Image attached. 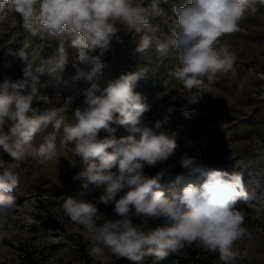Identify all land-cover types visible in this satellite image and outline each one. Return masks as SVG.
Listing matches in <instances>:
<instances>
[{
    "label": "clouds",
    "instance_id": "9594fccd",
    "mask_svg": "<svg viewBox=\"0 0 264 264\" xmlns=\"http://www.w3.org/2000/svg\"><path fill=\"white\" fill-rule=\"evenodd\" d=\"M158 4L159 0H152L151 9L158 11ZM258 4L264 6V0H188L183 6L174 5L171 36L161 42L151 34L157 29L150 23L144 0H0V13L18 14L20 26L32 37L46 34L58 41L56 55L46 60L29 57L27 45L8 50L7 55L24 68L23 79L0 82V150L15 162L32 158L48 164L66 158L65 153L71 155L73 165L79 159L82 169L73 180L81 183V191L62 196V209L80 227L89 255L100 264H108L111 256L134 264H142L146 257L162 261L193 244L218 254L222 264L248 259L246 249L256 237L244 226V213L235 207L238 200L249 199L242 174L209 169L201 159L185 153L180 167L199 174L202 182L166 194L160 181L169 168L152 176L144 168L167 165L175 154L178 132L165 128L167 116L151 126L143 122L150 106L135 87L148 71L125 72L104 85L98 74L104 67L101 57L114 40L121 42V28L143 33L135 51L142 54L153 43L161 56L176 49L179 66L172 75L186 90L187 103L196 105L212 92L217 73L233 69L237 53L223 38L242 31L240 21L255 14ZM66 42L78 50L77 63L90 65L89 71L78 69L73 78L87 82L79 91L83 104L70 111L74 97L68 96L61 106L41 112L32 106L37 84L41 75L59 76L66 69ZM164 90L170 91L167 82ZM183 114L191 116L187 108ZM49 127L52 131L36 144V135ZM119 127L128 134L117 138ZM0 170L2 228L18 207L8 193L19 186L20 176L3 160ZM90 185L103 188L99 202L114 205V218L101 220L97 204L83 199Z\"/></svg>",
    "mask_w": 264,
    "mask_h": 264
},
{
    "label": "rangeland",
    "instance_id": "374dc122",
    "mask_svg": "<svg viewBox=\"0 0 264 264\" xmlns=\"http://www.w3.org/2000/svg\"><path fill=\"white\" fill-rule=\"evenodd\" d=\"M144 2L149 7L150 23L157 29L151 34L161 42L170 38L176 18L172 8L183 6L188 0H159L158 11L151 9L152 0ZM257 7L255 14L246 15L240 21L242 31L223 38L237 53L236 63L232 70L216 74L212 92L205 94L196 105L187 103L186 90L172 75L179 66L176 49L170 48L166 56H161L153 43L142 54L135 51L143 33L121 28V42L114 40L110 50L101 57L104 67L98 74L104 85L125 72L148 71L135 87L150 106L143 122L151 126L167 116L169 121L165 128L178 132L177 148L167 165L144 168L148 176L155 175L165 166L169 168L160 181L161 190L166 194L180 190L188 183L202 182L199 174H189L180 167L179 159L185 153L198 157L209 169L242 174L249 199L238 200L235 207L244 213V226L256 239L246 249L248 259L238 260L237 264H264V6L258 4ZM21 23L18 14L0 13V82L5 78L23 79L24 64L7 55L9 49L16 51L27 45L29 57L34 59L46 60L56 55L58 41L55 38L46 34L32 37ZM65 48L69 57L66 69L59 76H40L37 99L32 106L41 112L61 106L68 96L74 97L70 111L83 104L84 98L79 91L88 86L87 82L73 78L78 69L89 71L90 65L76 62L78 50L70 43L66 42ZM10 60L13 62L9 67ZM165 82L170 89L168 93L164 90ZM30 91L29 88L22 94ZM185 108L191 113L190 118L184 116ZM51 131L49 127L38 133L34 142L38 144ZM127 134L119 127L116 136ZM104 135L101 131L100 136ZM64 155L66 158L40 164L32 158L15 162L0 150V160L20 176L19 186L8 193L15 197L18 207L7 224L0 228V264H100L89 255L88 241L80 227L71 223L62 209V196L77 195L82 188L79 181L73 180L82 169L79 159L73 160V165L71 155ZM102 191V187L90 185L83 199L97 204L101 220L105 216L114 218V205L99 202ZM156 223L158 221L152 222V226ZM238 247L242 249L244 245ZM207 255H201L203 264H222L218 254L207 252ZM178 256L171 253L162 261L146 257L142 264H177ZM108 264L134 262L111 256Z\"/></svg>",
    "mask_w": 264,
    "mask_h": 264
},
{
    "label": "trees",
    "instance_id": "16d2710c",
    "mask_svg": "<svg viewBox=\"0 0 264 264\" xmlns=\"http://www.w3.org/2000/svg\"><path fill=\"white\" fill-rule=\"evenodd\" d=\"M177 257V264H203L201 260V255L207 252L201 250L199 247L195 246H185L179 252L173 253ZM209 257V255H207ZM213 264V263H211Z\"/></svg>",
    "mask_w": 264,
    "mask_h": 264
}]
</instances>
